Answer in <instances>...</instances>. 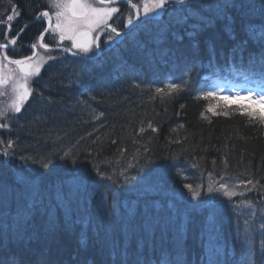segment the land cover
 <instances>
[{
  "label": "trees",
  "instance_id": "obj_1",
  "mask_svg": "<svg viewBox=\"0 0 264 264\" xmlns=\"http://www.w3.org/2000/svg\"><path fill=\"white\" fill-rule=\"evenodd\" d=\"M40 2L0 0V15L15 6L28 19ZM262 24L264 0H196L156 22L160 35L154 29L122 42L85 71L71 63L47 75V67L37 88L45 100L34 92L7 128L15 143L13 163L0 161V264H244L246 234L261 264L264 126L239 115L202 119L208 101L196 99V90L208 85L207 72L241 79L242 71H264V45L254 42L264 39ZM209 41L219 45L214 59ZM165 72L170 79L159 81ZM186 73L189 90L151 98ZM68 150L73 156L61 159ZM209 174L259 184L229 201L207 193ZM185 182L202 184L201 196L184 198Z\"/></svg>",
  "mask_w": 264,
  "mask_h": 264
},
{
  "label": "snow or ice",
  "instance_id": "obj_2",
  "mask_svg": "<svg viewBox=\"0 0 264 264\" xmlns=\"http://www.w3.org/2000/svg\"><path fill=\"white\" fill-rule=\"evenodd\" d=\"M97 3L103 6H95L93 3L89 2V0H52L51 7L55 9V12L53 13L55 16L54 26L49 11H43L39 15L40 17L48 19L49 29L53 32L59 33L60 41L65 39L72 41V48L79 50L78 52H73V55L87 56L92 51L93 47L97 49L99 48L98 41L100 34L107 33V41L113 43L121 36V32L117 30V27L109 24V20H111L114 14L119 11L115 6L116 0H97ZM169 4L191 6V0H143V17L141 16V10L137 8V5L132 4V8L137 9L135 18H133L132 15H129L125 27L139 28L142 25L148 24L150 19L158 16ZM12 12L19 15L15 6H12ZM13 19V15L7 16L8 21H12ZM2 22L3 21H0V23ZM195 27L199 26L197 25ZM97 30H99L97 36L93 37L92 33L97 32ZM45 31H48V29ZM246 31L249 32V37L253 38L254 33L251 27L246 28ZM130 34V32L123 33L124 36ZM261 34L264 36V24L261 25ZM254 42L264 45V39ZM16 43V39H12L6 43H0V50L7 49L10 45L14 46ZM246 43L247 42L245 41L243 44H238L233 48V53H236L237 51L242 53ZM31 47L36 49L38 45L34 43ZM39 47L45 49L46 52L51 51L47 44H40ZM64 51H71V49L65 48ZM209 52L214 59L215 48L211 41H209ZM260 56L261 63L264 64V47L261 48ZM56 58L57 57L52 55H41L35 51L32 55L20 59L10 58L7 52L0 54V95L9 94V87L11 89V103L0 107V119H9V112L13 113L12 118H15L14 114L21 112L29 98L33 97L34 92L39 97L40 101L43 102L45 100L43 94L39 92L38 89L33 88V81L34 78L40 76L41 68L48 61L55 60ZM211 63L212 61L210 60V64ZM185 75L188 78L182 79L180 83L169 81L165 88H155L154 94L151 98L155 99L156 97H160V99L163 100L166 97H171L182 91L189 90L191 77L187 73ZM240 75L243 76L244 83L239 86L233 85L230 89H224L207 85L196 90V99L208 101L204 111L200 114L202 119L209 120L210 122V116L208 114L211 116L224 117L239 115L241 117H246L249 122L259 123L261 126H264V71H245L241 72ZM207 79L208 78L205 77V80ZM249 85L253 86L250 87ZM134 86L140 87L139 84ZM233 102L237 104V107L234 109L230 108V104ZM81 103L84 102L81 101ZM181 107H183V105ZM100 116H103V113H99L94 116V118L99 119ZM141 123L143 124V122ZM8 127L9 125L7 123L0 122V129H6ZM147 128L151 129L153 132L158 130L156 127H153L151 121L148 122ZM145 131V127L141 126L139 128L140 134H143ZM112 142L115 143V141ZM174 142L179 143V141ZM3 143L4 142L0 140V144ZM14 143V141H8L7 147L2 153L4 156L11 154L8 149L13 148ZM145 151H147V149H145ZM72 156V150H68L64 152L61 159H68ZM133 158L135 159V157ZM21 159L30 160L32 157H21ZM172 159L175 160L177 157L173 155ZM75 162V159H73V163ZM146 162H150V158H146ZM225 164H227V161H225ZM43 167L47 168L48 164L44 163ZM94 167L96 168L98 175L108 180H113L112 175L101 172L96 165H94ZM129 167H134V165H129ZM140 171H143L142 166L140 167ZM119 175L123 176L124 172H120ZM131 179L133 178L126 177L125 183H129ZM258 184L259 181H253L252 179L239 180L231 184L224 182L223 179H221L220 182H216L211 180V174H209V183L206 191L208 194L219 193L231 201L233 197L244 196L245 192L254 190ZM249 185H252V188H249ZM183 187L187 189L188 194V196L184 198L190 197L192 200H196L201 196V189L203 188L202 184L194 185L191 182H185ZM241 188L243 190H239ZM31 191L33 197L39 195V186L32 185ZM181 195L183 196V193H181ZM241 203L248 209L253 207L251 201H242ZM237 207H240V205H237ZM251 215L255 216V213L253 212ZM261 220L264 221V217H261ZM244 223L246 226H249L251 222L246 219ZM259 229L261 234V264H264V222L260 223ZM245 243L247 244L249 251L248 255L245 257L244 264H255V261L252 258L253 253L255 252L254 238H252L250 234H246ZM241 255L244 256L243 245Z\"/></svg>",
  "mask_w": 264,
  "mask_h": 264
},
{
  "label": "flooded vegetation",
  "instance_id": "obj_3",
  "mask_svg": "<svg viewBox=\"0 0 264 264\" xmlns=\"http://www.w3.org/2000/svg\"><path fill=\"white\" fill-rule=\"evenodd\" d=\"M37 23L40 24V26H42L43 23H44L43 29L47 28L44 18H41L40 21H38ZM37 23H35V24L37 25ZM13 25L14 24H8V26H7L5 24V30L3 32L0 31V43H6V42L10 41V40H8V38H11V40H12V39H14L16 37V34H18V31L15 32L16 27H14ZM9 26H12L10 31H8L9 29H7V28H9ZM32 26L27 27L24 31H22L20 34H18V37L16 38L17 43L14 46L10 45L7 49L0 50V54H2L3 52H7L9 57L13 58V59H20V58H23V57L30 56L32 54V50H31V47H30V42L35 43L36 39L42 33L40 27L35 29ZM43 36H44V37H42L43 41L48 46L49 45H53L54 46V45L61 44V41H60V38H59V33L56 34V32H53L52 30H49V32L47 34H43ZM98 42H99V47H100V45H103V43H104V38L100 37ZM62 46L71 48L72 51H75L71 47V45L67 41V39L62 41ZM93 53H95V51H93ZM8 92L10 93V87L8 89ZM8 95L9 94L0 95V99L2 98V104H1L2 107H3V104L6 101L4 99V97L8 96ZM1 131H2V129H0V133H1Z\"/></svg>",
  "mask_w": 264,
  "mask_h": 264
},
{
  "label": "rangeland",
  "instance_id": "obj_4",
  "mask_svg": "<svg viewBox=\"0 0 264 264\" xmlns=\"http://www.w3.org/2000/svg\"><path fill=\"white\" fill-rule=\"evenodd\" d=\"M142 1L143 0H140L139 1V3L142 5ZM51 2H52V0L51 1H49V3H50V6H51ZM89 2H91L92 3V0H89ZM93 4H94V2H93ZM95 5V4H94ZM96 6V5H95ZM102 7V6H101ZM45 55H52L53 56V54L52 53H48V52H45ZM4 99L6 100L5 101V103L3 104V106H5V105H7V104H10L11 103V97H9V96H5L4 97ZM0 107H2V98L0 99ZM11 112H9L8 114H10ZM8 116H11V115H8ZM0 122H2V123H6V120H4V119H0ZM1 134V133H0ZM0 140H2V136L0 135ZM10 158V157H9ZM8 156L5 158V165L6 164H12L13 163V161H11V160H9L8 161ZM3 159H2V157H0V161H2Z\"/></svg>",
  "mask_w": 264,
  "mask_h": 264
},
{
  "label": "bare ground",
  "instance_id": "obj_5",
  "mask_svg": "<svg viewBox=\"0 0 264 264\" xmlns=\"http://www.w3.org/2000/svg\"><path fill=\"white\" fill-rule=\"evenodd\" d=\"M30 19H31V18H28V19H27V18L24 17V18L21 19V22H24L23 25L26 27L28 24H30V22H31ZM212 45H213L215 48H219V47H218L219 45H218L217 43H215V44L212 43Z\"/></svg>",
  "mask_w": 264,
  "mask_h": 264
},
{
  "label": "water",
  "instance_id": "obj_6",
  "mask_svg": "<svg viewBox=\"0 0 264 264\" xmlns=\"http://www.w3.org/2000/svg\"><path fill=\"white\" fill-rule=\"evenodd\" d=\"M118 1H121V2H127V3H129V5L131 6L130 2L127 1V0H118ZM130 29H131V27H129L126 31L122 32L121 34H123V33H125V32H128Z\"/></svg>",
  "mask_w": 264,
  "mask_h": 264
}]
</instances>
